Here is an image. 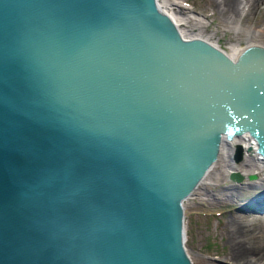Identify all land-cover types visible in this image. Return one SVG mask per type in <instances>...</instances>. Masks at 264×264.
<instances>
[{"label": "water", "instance_id": "1", "mask_svg": "<svg viewBox=\"0 0 264 264\" xmlns=\"http://www.w3.org/2000/svg\"><path fill=\"white\" fill-rule=\"evenodd\" d=\"M244 131L264 157V46L157 0H0V264H193L184 200Z\"/></svg>", "mask_w": 264, "mask_h": 264}, {"label": "rangeland", "instance_id": "2", "mask_svg": "<svg viewBox=\"0 0 264 264\" xmlns=\"http://www.w3.org/2000/svg\"><path fill=\"white\" fill-rule=\"evenodd\" d=\"M174 1L180 3L183 12L201 17L205 25L203 34L210 36L212 40L220 37V44L224 46L246 43L249 30L253 32L252 37L257 35L254 38L257 42L264 43V0H239L236 8L239 12L235 18H231L229 10L218 4L221 0ZM237 25L242 26L238 31L233 27ZM210 173L209 179L206 178L210 182L205 185L214 196L204 195L202 190L197 189V192L184 200L185 246L193 264H237L226 256L231 247L226 229H229L230 222L235 218L242 217L245 222L255 218L264 219V204L258 213L248 211L258 208L243 205L261 188L236 187V183L242 185L253 179L247 178L246 174L244 179L235 181L230 178V171L222 166L221 161ZM230 191L235 195L225 197L224 193Z\"/></svg>", "mask_w": 264, "mask_h": 264}, {"label": "bare ground", "instance_id": "3", "mask_svg": "<svg viewBox=\"0 0 264 264\" xmlns=\"http://www.w3.org/2000/svg\"><path fill=\"white\" fill-rule=\"evenodd\" d=\"M238 1L239 0H221L218 4H222L223 8L229 10V16L231 18H235L234 16H237L239 12L236 10ZM157 3L166 13L170 15L182 37L202 38L212 45L222 49L232 59H235L239 53L250 44L257 43L264 46V43H259L254 39L257 35L253 37L251 36L253 32L250 30L247 32L249 39L246 43H232L224 46L220 44V37H214V40H212L209 38L210 36L204 35L203 27L205 25L203 24V19L193 15L192 13L187 14L186 12H183V7L179 2L174 0H157ZM233 27L237 31L242 28V26L239 25ZM236 143H241L243 146L242 157L237 161L232 157V152ZM220 161L222 162V166L226 167L227 171L231 172V170H238L242 172L244 176L249 172L255 173L254 177L249 178L253 180L245 182V186H243L244 184L238 185L236 183L234 184L236 187H249L252 189L256 187L264 188V157H262L256 150V142L254 138L248 131H244L239 135H234L231 138H228L226 134L223 133L216 159L209 165L203 177L186 198L197 192V189L202 190L204 195L211 197L214 196L213 193L208 190L205 183L210 182L209 180H206V178L209 179L208 174L213 171V167ZM244 176L242 179L245 178ZM224 195L225 197H230L232 195L234 196L235 193L230 191V193H224ZM248 211L258 213L261 210L258 208L257 210L248 209ZM229 225V229H226V233L229 237L231 247L226 256L229 259L234 260L237 264H264V235H262L264 231V219L261 220L259 218H255L245 222L243 218L240 217L239 219H233Z\"/></svg>", "mask_w": 264, "mask_h": 264}]
</instances>
